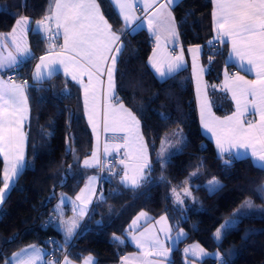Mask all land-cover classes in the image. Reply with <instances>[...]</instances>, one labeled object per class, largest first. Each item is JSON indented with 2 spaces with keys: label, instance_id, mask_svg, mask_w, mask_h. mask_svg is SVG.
I'll list each match as a JSON object with an SVG mask.
<instances>
[{
  "label": "trees",
  "instance_id": "trees-1",
  "mask_svg": "<svg viewBox=\"0 0 264 264\" xmlns=\"http://www.w3.org/2000/svg\"><path fill=\"white\" fill-rule=\"evenodd\" d=\"M52 2L0 0V31L10 30L21 15L29 16L32 20L30 29L35 28L33 21L47 15ZM99 2L112 26L117 31L125 28L111 0ZM172 10L182 43L203 45V61H212L206 70V78L212 84L219 83L224 68L231 69L232 64L226 61L228 44L214 40L212 0H179ZM28 38L36 58L47 50L49 39L43 32L35 34L29 30ZM121 38L125 46L117 62V96L140 120L151 154V182L138 189L124 187L116 172L106 169L107 164L112 167L121 163L117 159L103 164L102 168L83 167V161L93 149L94 135L76 82L58 72L42 87H32L37 59L26 63L18 72L6 70V74L14 73V78L24 80L30 86L27 89L29 117L26 124L28 167L0 207V252L3 253L0 264H4V257H10L29 243L43 245L46 257L56 262L64 256L83 261L93 255L98 264H117L122 254L133 248L125 239V232L134 216L142 210L154 216L169 212L173 209L175 191L183 194L188 218L181 221L186 236L173 249L171 264H188L182 245L190 241H199L207 249L220 252L218 258L205 259V264H221L222 259L228 264H264V218L260 214L240 216L236 227L221 241L214 239L216 230L238 210H247L246 204L264 210V190H261L264 171L253 167L249 159L225 166L223 161L229 156L221 157L201 130L195 81L189 63L171 76L159 79L148 64L153 45L148 30L143 27ZM209 41H214L215 48H210ZM213 52L217 54L213 55ZM65 89L70 97L64 95ZM212 96L219 113L232 109V101L223 89L214 88ZM176 127L183 130L186 146L162 169L157 163V155L165 134ZM3 169L4 160L0 156V187ZM94 171L101 174L98 195L78 229V235L70 244H65L63 232L56 226L55 205L63 193L75 196ZM213 178L223 187L209 193L205 186ZM185 190L191 195L186 196ZM67 207V211H71ZM50 219L51 225L47 222ZM114 236L123 243L114 242ZM13 237L15 242L6 243ZM51 249L55 251L56 259L49 257Z\"/></svg>",
  "mask_w": 264,
  "mask_h": 264
},
{
  "label": "snow or ice",
  "instance_id": "snow-or-ice-1",
  "mask_svg": "<svg viewBox=\"0 0 264 264\" xmlns=\"http://www.w3.org/2000/svg\"><path fill=\"white\" fill-rule=\"evenodd\" d=\"M139 2L142 4L143 17L136 15L137 7L133 0H114L125 25V28L118 32L113 31L112 25L105 19L97 0H53L48 14L35 22V28L30 29L29 17L20 16L15 20V25L9 33H0V73H2L4 70L18 72L26 63L37 59L27 44L26 36L29 30L35 34L43 32L50 36L53 25L57 30L56 36H59L62 30L63 44L59 46V50L50 46L46 54L39 57V63L35 65L32 73L34 82L32 87H42L46 81H50L59 72L60 68H63L64 74L70 76L72 81L83 88L85 113L93 132L97 134V139L101 119L105 132L111 130L125 133L123 145L117 144L113 148L116 151H119L120 147L127 150L125 155L131 163L121 161L124 164L121 184L132 189H138L151 182L152 168L148 159V147L140 131V120L115 96L117 62L125 46L121 37L136 33L138 29L144 27L146 21L148 30L157 37V45L152 56L149 57V64L158 77L163 79L171 76L184 66L183 51L179 55H169L166 50L161 51L159 44L161 34L166 40H178L179 34L171 11L178 0H139ZM212 3L214 5L212 17L216 33L215 41L229 42L231 45L229 59L234 56L241 62L242 68L245 65L250 66L245 70H254L255 79L246 80L242 76L229 77L225 71L223 89L232 93V99L236 102V111L220 119L212 113L208 96L202 92L201 81L205 69L198 63L201 49L200 47L189 49L192 53L193 74L197 81L201 123L203 128L211 132L215 138L218 154L221 157L224 153L229 154V158L223 161L225 166L231 167L232 163L237 160L249 159L253 167L264 171V0H212ZM209 46L215 48L214 41H209ZM10 47L12 50H9ZM215 54L217 53L213 52V55ZM211 63L210 59L209 65ZM85 77L87 82H85ZM104 77H106L105 100L116 99L117 103H106L101 114L98 93L105 85ZM29 87L26 81L17 84L12 80L0 79V156L4 160L0 205L4 203L8 191L28 167V162L24 157L26 136L23 125L28 118L27 89ZM64 95L70 97L67 89ZM250 111L259 119L246 121L245 114ZM161 116L163 117V114ZM174 135L177 137L174 143L168 141L167 138L162 140L161 152L157 155V163L162 169L171 163L172 158L180 154L186 146L185 137L180 133ZM233 149L236 150L235 153L232 152ZM104 152L105 154L109 152L107 144ZM83 167H103L98 151H93L91 158L83 161ZM96 179L94 176L89 177L85 188L76 197V201H81L83 207L76 206L75 201H70L67 197L61 198V204L65 202L73 204V210H78L79 216L83 217L86 206L91 203V196L95 193L93 185ZM205 187L209 193H215L223 185L213 178ZM261 190H264V186ZM86 192L89 195H86ZM185 195L189 196L191 192L185 190ZM100 198L103 199V196ZM179 202L183 203V201ZM245 207L247 210H238L232 219L216 230L214 233L216 241H221L229 231L236 227L240 216L260 214L264 218V210L253 209L248 204ZM141 218H146V213L141 212L133 221V225H136ZM165 219L161 217V221ZM48 224H53V221L50 219ZM56 226L63 231L65 244H70L78 235L76 230L79 225L75 217L64 220L61 214L60 223ZM148 231L150 230L145 229L146 233ZM141 235L142 239L137 237L132 239L142 251L144 245H148L149 251L144 253V256L151 255L153 250L156 255H167L168 250L163 248L158 237ZM183 236L184 233L179 232L177 240ZM113 240L123 243L116 236ZM13 242H15V237L6 243ZM189 251L194 254L199 253L201 257L208 255L199 245L185 249V253ZM44 255L41 249L30 245L21 249L20 252L13 253L11 257H4V264H53L51 261H45ZM0 256H3L2 252ZM136 261L145 264L143 257L136 256L122 257L121 264H135ZM64 264H71L67 257ZM84 264H98V262L89 256ZM221 264H228V262L222 259Z\"/></svg>",
  "mask_w": 264,
  "mask_h": 264
},
{
  "label": "crops",
  "instance_id": "crops-1",
  "mask_svg": "<svg viewBox=\"0 0 264 264\" xmlns=\"http://www.w3.org/2000/svg\"><path fill=\"white\" fill-rule=\"evenodd\" d=\"M111 2L114 5V7L116 8V10L118 11V13H119V9L116 7V5L114 3V0H111ZM97 3H99L101 12L104 15L105 19L108 20V18L103 13V10H102V7H101V4H100L99 0H97ZM133 3L137 7L136 15L137 16H140V17H143L144 16V13L141 10L142 9V4H140L139 0H133ZM213 8H214V5L212 3V12H213ZM171 11H172V16L174 18V23H175V26H176V30H177V32L179 34L178 35V40H175V41L174 40H171V39L166 40L164 38V35L161 34V38L159 40V44H160L161 51H165L166 50L169 55H179L181 53V51H183V57H184V66L183 67H185L189 63L191 65L192 72H193V67H192V65H193L192 53L189 52V49L195 48V47H200L201 51H200V54H199V57H198V63H199L200 66L202 64L201 67L205 69V65H203V63H202L203 62V59H202V55H203V45L202 44L184 45L182 43V39H181V36H180V32H179V29H178V24H177L176 18L174 16V13H173V10L172 9H171ZM121 19H122V17H121ZM108 23L111 24L109 20H108ZM212 23H213V17H212ZM123 25H124V23H123ZM124 27H125V25H124ZM144 27L148 30L147 22L146 21L144 22ZM213 28H214V26H213ZM11 29L10 30H7L8 32H1L0 31V33L7 34V33H9L11 31ZM112 29H113V31H117L113 26H112ZM56 32H57V30H56L55 26L53 25L51 36L50 35H46V34L45 35L48 38L49 37L57 38L59 40V42H60V45H62L63 44L62 30H61V34L59 36H56L55 35ZM148 32L151 34L152 39H153L152 49H151L150 54L148 56V64H149V57L152 56L153 50L156 48V45H157V37L155 35H153L149 30H148ZM215 36H216V33L214 31V40H215ZM26 40H27L28 47L31 49V51L33 53V50H32V48H31V46L29 44L28 33H27V36H26ZM226 43L228 44V52H227L226 61H227V63L232 64V68L231 69L224 68L223 75H222V78H221L220 82L219 83H213V84L211 83L210 86L208 84V79L206 78V75H205L207 69H205V71L202 74L203 79H204V85H203V82H202V85H201L202 92L206 93L207 96H208L209 102L211 104L212 113L216 117H219L220 119H224L226 116L232 115L236 111V102L232 99V93L229 92V91H227L226 89H223V85H224V81H225V71H227L229 77H232V76H242L246 80H253V79H255V72H254V70L253 71H246L245 70L246 68H248L250 66L245 65V67L242 68L241 67V62L236 57L233 56V57H231V59H229L230 53H231V45H230L229 42H226ZM49 47L50 46L48 44L47 50L44 51L42 54H40L39 57L42 56V55H45L46 52L48 51ZM55 48L57 50H59V47H55ZM9 50H12V49L9 48ZM39 57L37 58L35 65L37 63H39ZM150 67H151V65H150ZM34 69H35V67H34ZM152 70L155 73V75L158 77V74L155 72V70L153 68H152ZM5 71L6 70H4L2 73H0V79H3L5 81L12 80L14 83H17V84H21V83H24L25 82L24 80H20V79H17V78H11L9 74H6L5 73ZM59 72H63L64 73L63 68H60ZM193 76H194V74H193ZM68 77L71 79L70 76H68ZM167 77L168 76L164 77L163 79H165ZM103 79L105 80V85L100 90V92L98 93V96H99V110L101 111V114L103 112V108H104V106H105L106 103H111V104H116L117 103V100L116 99H113L111 101H106L105 100L104 93H105V90H106V77H104ZM115 79H116V74H115ZM159 79H161V78H159ZM194 81H195V89H196L197 110H198V116H199L201 130L213 142V144H214V146H215V148H216V150L218 152V149L216 147L215 138L212 136V133L211 132H209V131H207L206 129L203 128V125L201 123L200 109H199V98H198V94H197V81H196L195 76H194ZM85 82H87V78L86 77H85ZM79 87L81 89L82 99L84 101L83 88L80 85H79ZM214 88H219V89L221 88V89H223L224 91H226L228 93V95H229V97H230V99L232 101V104H233V107H232V109L230 111L225 112V113H219L216 110L215 105H214V102H213V96H212V90ZM115 96L118 97L117 96V90L116 89H115ZM27 97H28V93H27ZM119 102H123L126 107L130 108L124 101H121L119 99ZM28 109H29V105H28ZM28 117H29V111H28ZM244 119L246 121H248V120L256 121V120L259 119V117L257 115L251 114V111H250L249 113H246L245 114ZM27 121H28V118L24 122V125H23V131H24L25 136H26V140H25V143H24V157H25V160L26 161H27V150H28V136H27V129H26ZM91 128H92V126H91ZM92 131H93V128H92ZM97 131H98V135H99V138L98 139H97V134L94 133V132L93 133H94V141H95L96 145H98V147H99V149H98L99 158H101V150L102 149H103L102 154L104 156H106V157L107 156H109V157L114 156V154H116L117 152H119V151L114 150L113 146L114 145H117V144L123 145V143H124V139L123 138L125 136V133L124 132H120V131L113 132L111 130L105 132L104 131V128H103L102 119L100 121V126H99V128H98ZM140 131H141V133H142V135L144 137L145 143L147 144L145 135H144V133L142 131V128H141V123H140ZM106 144L109 147L108 154H105V152H104V148H105V145ZM147 147H148V159H149V162L151 163V154H150V150H149L148 144H147ZM226 147H227V145H226ZM122 148H124V147H120V149H122ZM124 150H125V152L127 151L125 148H124ZM235 151H236L235 149L232 150L233 153H235ZM240 151H244V150H240ZM223 155L229 156L228 153H224ZM124 161H125V163H131V161L127 157H126V159ZM121 165H122V163H118L115 166L110 167V164H107L106 165V169H112V171H115V168L118 167V166H121ZM106 172H105V174H106ZM93 176L96 177L97 179L95 180L94 185H93V187L95 189V193L92 194V196H91V203H88L87 206H86V208L88 207L89 210H90V208H91V206H92V204H93L96 196L98 195L99 185H100V181H101V174H100L99 171L92 172L86 178V181H85L84 185L82 186V188L80 189V191L75 196H73L74 201H76L77 195L80 194L81 190L84 189L85 188V185L88 183V178L89 177H93ZM174 193H180L181 194L180 191H175ZM85 194L86 195H89V193H87V192ZM76 202L78 204L82 205V207L84 206L81 201H76ZM67 206H69L70 209H71V211H72V204L71 203H68ZM89 210H88V212H89ZM141 212L146 213V218H141L137 222L136 225H133V221L136 220V218L139 216V214ZM161 217H165L166 219L163 220V221H161ZM157 221H160V223H157ZM179 228H181V227H177V223L175 222L174 217L173 216H170V212H164V213H162V214H160L158 216H154V215L150 214L147 211H144V210L139 211L134 216V218L132 219V221H131V223L129 225L128 230L125 232V239L130 242V244L133 246V248L130 249V250H128V251H125L122 254V257H125V256L143 257V260H144L145 264H171V256H172L173 249L175 247H177L181 243L182 239L186 236V234H184L183 237H180V239L177 240V236H174V235H175L176 232H178V233L180 232ZM145 229H149L150 231H148L146 233L145 232ZM141 234H144L147 237H152V236L158 237L160 243L163 245V248L168 250L167 255L166 256L156 255L155 250H153V252H152L151 255L144 256L143 254L149 251L148 245L145 244L144 245V248H143V251H142L141 248H138L136 246V241L132 239L133 237H137V238H141L142 239L143 237H142ZM30 245H35L37 248L41 249L45 253V255L43 257V259L45 261H51V262H53V264H55L56 261L54 259H49V258L46 257V249L41 244L29 243V244H26L25 246H23L22 248L16 250L14 253L20 252L21 249L26 248V247H28ZM193 245H199L201 248L204 249V252L205 253H208V255L201 257L199 255V253L194 254L192 251H189L188 253H185V249H191ZM182 251H183L184 258L186 259V261H187L188 264H205L204 263V260L205 259L210 258V257L218 258L220 256V252L218 250H209L202 243H200L199 241H190V242L184 243L183 246H182ZM213 254H216V255H213ZM12 255H13V253H12ZM89 256H92L94 258V260H95V257L93 255H88L87 257H89ZM66 257L71 262V264H84V261L87 258L86 257L83 261H77V260H75V259H73V258H71L69 256H64L63 258H61L60 264H64V260H65ZM122 257H121V259H122ZM162 260H165V262L163 263ZM117 264H121V260ZM135 264H142V262L141 261H136Z\"/></svg>",
  "mask_w": 264,
  "mask_h": 264
},
{
  "label": "rangeland",
  "instance_id": "rangeland-1",
  "mask_svg": "<svg viewBox=\"0 0 264 264\" xmlns=\"http://www.w3.org/2000/svg\"><path fill=\"white\" fill-rule=\"evenodd\" d=\"M21 16H26V15H21ZM26 17H29V16H26ZM30 21H31V24H30V27H31L32 26V20H31V18H30ZM37 21H39V20H37ZM33 22H36V21H33ZM35 26H36V24L34 23V27ZM1 32H8V31H1ZM10 49H11V47H10ZM202 63H203V65H205V69H208L209 68V66H210L209 65V60L206 61V62L203 61ZM201 66H202V64H201ZM202 82H203V85H204L203 76H202L201 85H202ZM208 84L210 86L211 83L208 81ZM175 133H180L183 137H185L183 130L180 127H176V128L171 129L169 132H167L165 134V137L163 138V140H165V138H167L168 141H170L171 143H174L175 140L177 139V137L174 135ZM93 135H94V133H93ZM98 149H99V147H98V145H96V143L94 141V146H93V149L91 151V154H92L93 151H98ZM160 152H161V147H160L159 153ZM91 154L88 157H86V158H91ZM115 171H116V174H117L119 180L121 181V177L124 174V164H122L121 166L116 167L115 168ZM1 187H3V185ZM62 197H67L68 200L74 201L73 196H71V195H69L67 193H63L60 196V199H59L58 203L55 205V208H56V211H57V214H58V216H57V225H59V223H60L61 214H62V218L64 220H70V219H72V218L75 217V219H76V221H77V223L79 225V227L76 230V231H78V229L82 225V222H83L84 218L89 214V212H88L89 208L88 207L86 208L85 214L83 215V217H81L78 214V210L77 211H74L73 210L74 209V205L73 204H72V211H67V208H68L67 207V204H68V202H65L64 204H61V198ZM179 201H183V194L182 193L181 194L180 193H174L173 209H171L169 212H170V216H173L174 217V220L177 223V227H181V228H179L180 232L182 231L184 234H186V229L181 224V221L183 219L188 218V213L184 209V205H183L184 202L183 203H180ZM75 205L78 206V207H82V205L78 204L76 201H75ZM0 207H1V205H0ZM177 234H178V232H176L174 236H177ZM63 238L65 240L64 233H63ZM162 261H163V263L165 262V260H162Z\"/></svg>",
  "mask_w": 264,
  "mask_h": 264
},
{
  "label": "built area",
  "instance_id": "built-area-1",
  "mask_svg": "<svg viewBox=\"0 0 264 264\" xmlns=\"http://www.w3.org/2000/svg\"><path fill=\"white\" fill-rule=\"evenodd\" d=\"M49 39V46H54V47H59L60 46V42H59V40L57 39V38H54V37H49L48 38ZM10 77L11 78H14V73H10ZM103 150V149H102ZM102 150H101V161L103 162V164H105V163H112L115 159H117V160H120V161H122V160H125L126 159V155H125V150H124V148H122L121 150H120V152H119V154L117 155V156H113V157H110V158H106L103 154H102ZM49 221V220H48ZM47 221V222H48ZM50 240L52 239V237H50L49 238ZM49 257H51V258H55L56 259V257H57V255H56V253H55V251L53 250V249H51L50 251H49ZM59 262V261H58ZM59 264H60V262H59Z\"/></svg>",
  "mask_w": 264,
  "mask_h": 264
}]
</instances>
